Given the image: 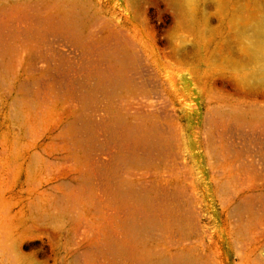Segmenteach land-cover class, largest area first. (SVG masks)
<instances>
[{"label": "rangeland", "instance_id": "374dc122", "mask_svg": "<svg viewBox=\"0 0 264 264\" xmlns=\"http://www.w3.org/2000/svg\"><path fill=\"white\" fill-rule=\"evenodd\" d=\"M183 2L0 0V264H264V0Z\"/></svg>", "mask_w": 264, "mask_h": 264}, {"label": "bare ground", "instance_id": "6f19581e", "mask_svg": "<svg viewBox=\"0 0 264 264\" xmlns=\"http://www.w3.org/2000/svg\"><path fill=\"white\" fill-rule=\"evenodd\" d=\"M187 19L191 18V15H188L185 11ZM239 28L242 31L249 30L250 37L248 42L252 47L251 53H248L247 58L249 60L256 59L259 62L264 61V12H250L247 17L242 19L239 23ZM249 52V51H248ZM258 71L255 72V75L260 78L264 73V65H259ZM256 119L264 123V115L258 111L256 114ZM151 264H165V261L152 262Z\"/></svg>", "mask_w": 264, "mask_h": 264}, {"label": "clouds", "instance_id": "9594fccd", "mask_svg": "<svg viewBox=\"0 0 264 264\" xmlns=\"http://www.w3.org/2000/svg\"><path fill=\"white\" fill-rule=\"evenodd\" d=\"M183 2V0H182ZM212 3V0H192V3L183 2V7L188 15H197V14H203L207 15L209 11L206 10L205 5L208 3ZM192 4L196 5V11H193ZM211 18H209L210 20ZM208 20V23H209Z\"/></svg>", "mask_w": 264, "mask_h": 264}]
</instances>
